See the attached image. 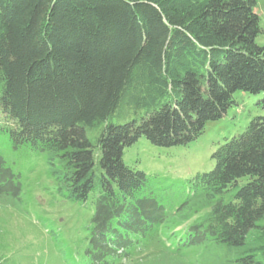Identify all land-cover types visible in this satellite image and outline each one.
Instances as JSON below:
<instances>
[{"label": "trees", "instance_id": "trees-1", "mask_svg": "<svg viewBox=\"0 0 264 264\" xmlns=\"http://www.w3.org/2000/svg\"><path fill=\"white\" fill-rule=\"evenodd\" d=\"M255 6L0 0V206L27 200L8 147L90 209L77 264H264V113L189 178L164 183L124 160L141 137L187 145L235 91L264 95Z\"/></svg>", "mask_w": 264, "mask_h": 264}, {"label": "rangeland", "instance_id": "rangeland-1", "mask_svg": "<svg viewBox=\"0 0 264 264\" xmlns=\"http://www.w3.org/2000/svg\"><path fill=\"white\" fill-rule=\"evenodd\" d=\"M255 10L261 27L255 40L262 45L264 0H256ZM263 97V93L235 91L236 104L222 118L208 121L203 133L187 145L158 147L141 137L126 148L124 160L150 176L158 175L164 183L207 171L214 164L211 153L224 137L241 133L253 116L264 113L258 104ZM3 155L8 165L23 173L27 200L22 212L0 206V264H77L90 209L56 195L53 181L32 160L17 156L8 147Z\"/></svg>", "mask_w": 264, "mask_h": 264}]
</instances>
